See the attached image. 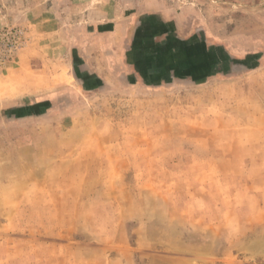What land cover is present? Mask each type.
Listing matches in <instances>:
<instances>
[{
  "label": "rangeland",
  "instance_id": "rangeland-1",
  "mask_svg": "<svg viewBox=\"0 0 264 264\" xmlns=\"http://www.w3.org/2000/svg\"><path fill=\"white\" fill-rule=\"evenodd\" d=\"M150 1L223 34L245 15ZM124 4L0 0V264H264V61L142 88L111 45L103 79H74L83 33L116 32Z\"/></svg>",
  "mask_w": 264,
  "mask_h": 264
},
{
  "label": "crops",
  "instance_id": "crops-1",
  "mask_svg": "<svg viewBox=\"0 0 264 264\" xmlns=\"http://www.w3.org/2000/svg\"><path fill=\"white\" fill-rule=\"evenodd\" d=\"M132 2L136 10L122 17L128 8L124 4L116 19L124 21L115 25L116 32L106 28L83 33L79 42L83 49H78L73 66L82 80L103 79L96 64L111 45L122 48L125 44V55H121L120 48L113 55L114 67L129 74L122 78L133 87L203 84L216 76H232L257 67L252 60L256 55L258 69L263 64L264 0H197L212 7V12L218 9L221 14L220 10L225 9L232 15L245 14L228 34L220 33L228 28L226 23L218 26L219 22L213 20V25L203 18L201 9L181 12L170 19L164 5H154L150 0Z\"/></svg>",
  "mask_w": 264,
  "mask_h": 264
},
{
  "label": "water",
  "instance_id": "water-1",
  "mask_svg": "<svg viewBox=\"0 0 264 264\" xmlns=\"http://www.w3.org/2000/svg\"><path fill=\"white\" fill-rule=\"evenodd\" d=\"M74 71H75V75L73 76L74 77V79H76V80H80L81 79V77H80V72H79V70L78 69H74ZM219 73H221V74H223V75H225L222 71H218ZM80 78V79H79Z\"/></svg>",
  "mask_w": 264,
  "mask_h": 264
}]
</instances>
